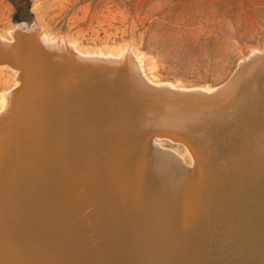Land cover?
Instances as JSON below:
<instances>
[{"label": "rangeland", "instance_id": "rangeland-1", "mask_svg": "<svg viewBox=\"0 0 264 264\" xmlns=\"http://www.w3.org/2000/svg\"><path fill=\"white\" fill-rule=\"evenodd\" d=\"M23 23L28 24V26L33 24L35 26L30 30L25 29L23 31H19V33L21 32L19 35L22 36L23 39L27 36V40L24 41V44L22 43L23 46L20 45L19 48L17 47L15 49V51L11 54V57L17 58V62L19 63H24V85L20 91H14L13 93V105L11 108L15 113L13 112L11 114L10 112L11 115L7 121L0 122V130L5 131L7 127H10V129L12 127H14V129L16 128V131L13 128L11 129V132H9L10 135L8 133L4 135V137L0 135V137L5 141L9 140V142L7 141L8 143L4 142V140H0L2 143H0L1 146H4H0L3 151L13 145L21 146L20 148H22L17 149L18 147H10L12 149V151L9 152L10 158L8 159L10 164L6 166L0 165V190L3 193V199H6V197L9 199V201H4V203H2L6 215H4L5 220L0 222V228L3 229L5 231L4 233L7 235L6 242H8V248L7 250H4L3 253L5 255L2 254L3 256L0 259V264H103L104 262L105 264H114V262H117V264H169V261L170 264H210L212 262L211 259L214 258V252H216V255H218V252L222 249L221 247L223 245H229L231 241L234 243V241H237L239 238L243 237L244 244L248 243L254 245L258 244L259 242H264V148H262L264 147V113L261 112V110L264 108V103L263 101H259L257 96L255 98V95L252 92L253 90L256 91L263 86L262 81L264 79V67H262L263 77L261 74L253 77L249 76V81L246 79L248 82H250L248 84H246L247 82L244 78H246L249 73L247 75L244 74L243 80L240 82L241 92H239L231 101L232 104H229L231 105L230 107L232 110L229 105H226L225 107H222L223 110L219 108L217 112H214L211 115V112H207L202 115L199 114L198 116H195V114L190 112L187 116L188 118H185V121L188 123L184 121L182 126L179 128L181 130L186 129L185 131H187L192 142V144L188 142L186 145H184V142L181 141L178 135L168 134L169 132L167 129L165 130V128H167L166 125H164L165 128L163 127V121L171 120L173 118L171 115L158 114L156 110L152 109L151 107L148 108L147 105L144 104V101H138V98L136 97L130 98L128 96L124 97L121 94H116L120 95V97L117 96V98L115 97V100H111L110 98L114 97L112 92L104 90V93L107 95L106 96L103 95L102 90H99L98 87H96L100 86V83H105L106 85L104 86H108V84H114L112 82H115L114 86H117L118 84L120 86V83L123 84L124 81L120 82V80L117 78L119 77V74H117V77L114 76V74L116 75L115 72L120 71L118 67L119 64H110V61L106 59L108 56L103 54L105 52V54L113 52L119 53V51H122L124 48L125 50L129 49V52L132 53V56L135 55V53L137 54L134 56L137 62H139L138 56H141L140 58L144 63L143 70L148 73V75L152 78V82L154 81V83L171 84L173 86L175 85L179 88H185L187 90L199 88L216 89L218 86L227 82L233 76V74H235L239 68V64L244 62L243 65H245V62H247L251 56L256 58L255 56L264 54V0H0V36L6 40H12V33L14 34L15 31L17 32V26ZM40 28L42 33L44 31L43 35H45L43 37L45 39L41 38L38 34V32H40ZM28 32L33 35H29ZM56 39L60 40V46H57ZM61 40L63 42H61ZM66 40L68 47H66L64 44ZM26 41H29V47H26ZM38 41L40 43H38ZM41 44L43 47H45V51L42 49L43 47L40 48ZM24 46L29 48L31 52L33 51V55L36 57L34 58L38 61L36 60V62H33L32 60L34 59H30L31 56V58H33V55L30 53V51L27 52L29 54L26 52H23V54L21 52L22 50L24 51L26 49ZM77 46L78 48H81V50L79 49L78 51ZM21 47H24L25 49L23 48L20 51ZM49 49L52 52L49 51ZM37 50H40V53L37 54ZM64 50L65 52H63ZM19 53L26 56L24 57ZM43 53L47 57L46 59L44 58L45 56H43ZM253 53L255 54L254 56L252 55ZM80 54L82 56H80ZM21 56L22 59L25 58L24 60H27H23V62ZM90 56L93 58H90ZM78 57L83 59L81 60ZM99 58L101 62L98 60ZM65 59L67 61L70 60L68 64ZM110 59L114 58L110 57ZM74 60L77 61L78 64L77 62L74 63ZM94 60L97 61L95 62ZM27 61H31L30 64L29 62L27 63ZM86 61L88 63L85 64L84 62ZM70 62L74 64L72 65L73 70H71V65L69 68V64H71ZM79 62L82 63L84 68L93 69H85L84 71H81L80 69L82 65H80ZM133 62L134 61L132 60H128L127 62H124V64H126L125 66L128 67L130 71L132 69L133 72H136V76L139 78V73H137L138 70L136 68L135 62ZM98 63H100L101 66ZM129 63H131V67ZM33 64L36 65L34 66ZM76 64L80 66H77ZM104 64L107 66H104ZM53 65L55 66L54 69L48 68ZM3 66L5 67L7 65L4 64L0 66V101L2 100L3 92L11 89L16 83L15 72L12 71L8 66L6 68ZM40 66H42L41 69ZM36 67H39L38 71H36ZM66 67H68V70ZM83 67L82 69H84ZM95 67H101L102 69H97ZM139 67H141L140 62ZM62 68L63 74L61 71ZM64 68L66 71H64ZM77 68L80 70L79 72H81H78V75L76 73V71H78ZM31 69L34 70L32 71ZM69 69L72 72L76 69L77 70L75 73H71ZM54 70L57 72V75ZM87 71L88 74L90 73L89 76L91 80L89 79V76H87L88 74H86ZM46 72L51 77H48ZM39 73H43V75ZM82 73L84 74L85 79H82ZM107 73L111 74V76ZM103 74H106V76ZM143 74L146 73L144 72ZM39 76H41L44 80L41 79V77L39 79ZM44 76L46 77L44 78ZM74 76L77 78L75 79ZM92 77L94 78L92 79ZM252 78L253 80H251ZM33 79H36V81ZM45 79L47 81L50 79L56 80H53V83L48 81L49 84L51 83L50 86L47 81H45ZM57 79L60 81V84H58L59 81H57ZM69 79H72L73 83L70 82ZM147 79L150 80L149 77H147ZM83 84H85V86ZM249 84L250 86H248ZM246 86H248L249 89L251 88L252 91ZM48 87L53 88H51L53 93ZM60 87L63 92L61 91ZM76 88H78L77 90L80 89L79 92L77 91V93L75 92ZM90 88H92V90H90ZM243 88L244 90H242ZM83 89H85V91ZM246 90L248 92H246ZM77 94H79L80 98ZM99 94L101 95L99 96ZM239 94H241V96ZM246 95H248V97ZM83 96L85 97L84 101H82L84 98ZM87 96H89V98L92 96L91 98H93V100L90 101ZM76 97H78V99ZM97 97H101V101L100 98L97 100ZM107 97L110 98L107 100ZM95 98L97 101H94ZM130 99L131 102L129 101ZM237 99L238 102L236 101ZM79 100H81V102ZM109 100L110 102L114 101L115 104L113 102L109 104H114L115 106L112 105L109 107L110 105H107L106 110H104L105 108L102 107L104 103L101 102H109ZM122 100L126 101L124 102L125 104ZM241 100H244L245 102H242ZM20 101H22V103H20ZM78 103L79 105H77ZM92 103L94 104L92 105ZM119 103L123 104L119 105ZM252 103L255 108L253 105H251ZM236 104L237 107H234ZM238 105H241V107ZM250 105L251 107H249ZM14 107L16 108L14 109ZM107 109L113 110L115 113H105ZM77 110L79 111L77 112ZM224 110L226 112H223ZM124 111H127V113ZM42 112L44 114H42ZM121 113L124 116L121 115ZM220 115L222 117L219 118ZM42 117L44 118L42 119ZM214 117L217 118V120ZM58 118L60 120H58ZM64 118L66 119L65 121ZM97 118L99 121L96 120ZM76 119L80 121L78 122L77 120V123L80 125L75 122ZM218 119L220 120L219 123L217 122ZM249 119L253 121L250 122L251 120ZM73 120L74 122H72ZM201 122L204 125L207 124V127L210 126L211 128L209 127V130H211L209 131L207 127L205 128ZM221 122L225 128H223L222 124H220ZM35 123L38 127L35 125ZM70 123L73 125H70ZM192 123H195V125ZM13 124H16V126ZM92 124L94 126H92ZM136 124H140L138 125L139 127ZM184 124L185 126H183ZM17 125H20L22 130L24 128H26L25 130L29 129L30 125L33 129L35 128V132L33 130V134L30 136L31 139L27 136H22V139L19 136V133L22 130L20 129V126ZM196 125L199 127H196ZM220 125L222 127H220ZM230 125L235 128V130ZM91 126L94 127L93 130ZM136 126L138 128H136ZM145 126L149 131L144 128ZM156 128L157 130H155ZM203 128L207 129L209 132ZM218 128L220 130H217ZM19 129L20 131H18ZM136 129L139 131H135ZM196 130H201V132L198 131L199 134L201 133L200 138H202L201 136L205 132L204 134L206 135L203 134V138H205L206 141L209 138V140L212 142L207 141L208 143H205L204 139L202 140L199 138V134ZM231 130L233 134L230 132ZM131 131L133 133H131ZM194 132H196V134ZM219 132H222L221 137ZM38 133L40 135H37ZM237 133L240 135L238 136ZM212 135L213 137L211 138ZM32 136L35 137L33 138ZM197 136L198 138L196 139ZM223 136H233V139L230 142L234 144L222 141V147L218 140L224 138ZM51 138L54 140L53 144L56 146L52 144L53 141ZM193 138L194 140H192ZM23 140L25 141L23 142ZM119 140L121 143L118 145L121 146L116 144L119 143ZM196 140L198 143H196ZM31 141L32 144H30ZM199 141H203L205 144L203 142L200 143ZM96 142L98 145L93 144ZM209 143H212V146H210ZM251 143L253 146H251ZM126 144H128V146H126ZM198 144L200 146H197ZM49 145L53 146L51 147ZM213 145H217L218 147H214ZM27 146L30 149H27ZM201 146H206V149H204L205 147H203V149L200 148ZM224 146L230 147L224 148ZM240 146L242 147L240 148ZM42 147H44L45 150H43ZM198 148L199 150H197ZM114 150L115 152H113ZM148 150H151L150 152H154L155 154L153 153L152 155ZM202 150L204 152L206 151V154L203 153V155ZM225 150L231 154L228 155L229 153L227 154V152H224ZM198 151H201V153ZM220 151L224 153H219ZM234 152L236 154H234ZM114 154L116 157L112 156ZM150 154L154 159L152 156H150ZM14 155L16 157H14ZM148 155L149 158L160 162L161 164H159L162 165V172L160 171L161 176L159 175L160 177H158L157 180L150 178L146 179L142 175L145 171L149 172L150 170H156L155 168L153 169L148 167ZM217 155H219L221 159L227 155L225 157L227 160L224 158L223 161ZM162 161L164 162L163 164ZM136 172H138V174ZM230 172L233 176L235 175V177L231 176ZM237 172H239L238 174H240V176H237ZM249 175H251V177ZM163 176H165V179L162 178ZM139 177L141 178L139 179ZM21 178L23 179L21 180ZM234 178L238 181H236ZM28 181L29 183L27 184ZM149 181H152L153 183H150ZM31 182H34L32 186L30 184ZM119 183L121 184L119 185ZM122 183L124 184L123 187ZM132 183L135 184V187ZM137 183L139 184L137 185ZM154 184H158L156 185L157 188ZM242 184L245 185L242 186ZM34 188H38L39 191ZM30 189H32V194L28 192ZM33 189L35 193H33ZM142 191L144 193H142ZM177 192L180 195L178 197L179 199H176L178 195ZM171 193L172 195H170ZM146 194L147 196H145ZM173 194L176 195V198L173 196ZM259 194L261 195L258 196ZM138 197H141L145 200L142 201L141 198L139 199ZM116 198L118 199V202H116ZM120 201L121 203H119ZM147 204L149 210L147 208ZM253 206L254 208H252ZM161 207H164V209ZM158 209H160L159 211H162V213H160ZM45 210L48 212H45ZM152 210L156 211V213ZM245 211H247V213ZM131 212L132 214H130ZM176 215H179L181 218L177 217ZM129 218L130 220L128 221ZM164 219H166V221ZM172 220L173 222H171ZM244 220H247L248 222H245ZM138 224L140 227H144L143 229L141 228L142 231L139 229L140 227H137L139 226ZM40 225L43 227L41 228ZM145 225L147 227H145ZM255 226L259 227L257 228ZM231 227H233V229ZM137 228L138 231H136ZM146 230L149 231L148 235ZM154 230H156V233ZM144 231L146 232V238H144ZM135 232L136 234H134ZM139 238L141 239L139 240ZM195 238H197L196 241H194ZM258 239H260V241ZM48 240L50 242L52 241L51 243L54 245H52ZM146 240H148V242H146ZM43 243L45 245L47 244V248H49L51 245L52 250H48L46 247H44L45 245H43ZM101 243H103L107 248H105L104 245L103 247L101 246V248ZM149 244L154 246L151 248V245L149 246ZM181 244L183 245L182 247H185L182 248ZM194 245L196 247H194ZM171 246L174 250L176 248V251H172L173 249H171ZM166 247L170 251L163 249ZM99 248L103 249L101 251L104 252L102 253ZM105 250L109 251L106 253ZM114 250L116 252H114ZM6 251L7 253L9 252V255L5 253ZM184 251H186L187 254ZM197 251L198 253H196ZM172 252L174 255L171 254ZM181 252H183L184 255ZM105 253L108 255H105ZM46 254L50 256H46ZM115 254L117 259H114ZM140 254L142 256H139ZM145 254L148 255V257ZM162 254L163 257L161 258ZM101 255L102 257H100ZM170 255L172 257H170ZM164 256H166V259ZM35 257L37 259H35ZM144 257L147 258V261ZM196 257L197 259H195ZM137 259L140 261L143 259L146 262H140ZM97 260H99V262ZM108 260H111L110 263Z\"/></svg>", "mask_w": 264, "mask_h": 264}, {"label": "bare ground", "instance_id": "bare-ground-1", "mask_svg": "<svg viewBox=\"0 0 264 264\" xmlns=\"http://www.w3.org/2000/svg\"><path fill=\"white\" fill-rule=\"evenodd\" d=\"M37 21V20H36ZM35 23V22H34ZM36 24V23H35ZM26 25V24H25ZM24 25V23L23 24H19L17 27V32L15 31L14 32V34L12 33V40H6L5 38H3L2 36H0V66L1 65H7L12 71H14L15 72V74H16V83H15V85L11 88V89H9V90H6V91H4L3 92V94H2V100L0 101V122H6L7 121V119L10 117V115L14 112V110H12V102H13V93H14V91L16 92V91H20V89H22V86L20 87V85L22 84V82L24 83V76H25V73L23 72V69H24V63H19V62H17L18 60H17V58H14V57H11V54L15 51V49L18 47H20V45H22V43L24 44V41L25 40H27L26 39V37L23 39L22 38V36H20L19 34L21 33H19V31L20 30H25V29H28V30H30L31 28H33L35 25L33 24V25H31V26H28V24H27V27ZM40 26V25H39ZM38 27V26H37ZM32 31V30H31ZM36 31V30H35ZM34 31V32H35ZM11 32V31H10ZM13 32V31H12ZM30 32V31H29ZM28 32V33H29ZM27 33V32H26ZM32 33V32H31ZM43 33H44V31H43ZM43 33L41 32V28H40V32H38V34H39V36L41 37V38H44L43 36L45 35H43ZM23 34V33H22ZM36 34V33H35ZM38 34H36V35H38ZM29 35H33V34H30L29 33ZM48 36V35H47ZM24 37V36H23ZM29 37H31V36H29ZM35 38V37H34ZM45 39V38H44ZM54 39V38H53ZM21 40H23V41H21ZM34 41V40H33ZM46 41V40H45ZM32 42V41H31ZM56 42H57V46L59 45V42H60V40H57L56 39ZM61 42H63L62 40H61ZM26 43V47H29L30 45H29V41H26L25 42ZM38 43H40L39 41H38ZM43 43V42H42ZM46 43H47V41H46ZM49 43V42H48ZM34 44V43H33ZM65 46L66 47H68V44H67V40L65 41ZM75 44V43H74ZM44 45V44H43ZM55 45H56V43H55ZM61 45V44H60ZM59 45V46H60ZM23 46V45H22ZM64 46V47H65ZM76 46V45H75ZM74 46V47H75ZM25 47V46H24ZM24 47H21V49H20V51L24 48ZM25 47V48H26ZM43 46H42V44H41V47L40 48H42ZM63 47V48H64ZM127 47H129V46H127ZM127 47H126V49H127ZM24 48V49H25ZM37 48L39 49V47L37 46ZM36 48V49H37ZM45 47H43L42 49H44ZM48 48V47H47ZM55 48V47H54ZM77 48H78V46H77ZM28 49V50H27ZM60 49V48H59ZM68 49V48H67ZM79 49L81 50V48H78L77 50L79 51ZM124 49V48H123ZM122 49V51H119V53H108V54H103V55H106V56H108V58H106L108 61H110V64L111 63H118L119 65H118V67H119V69H120V71H117V72H115L116 73V75L114 74V76H118L117 74H119V77H117L118 78V80H120V82H122V81H124L123 82V86H126L125 88H126V90L128 91V90H130L131 89V91L134 89V88H137V90L139 91V92H137V93H135L134 95L135 96H133V97H136V98H138V101H144V104L145 105H147V107L149 108V107H151L152 109H154V110H156L157 112H158V114H163V115H171L173 118L171 119V120H169V121H163V127H164V125H166V127L167 128H165V130L167 129V131L169 132L168 134H176V135H178V137L181 139V141L182 142H184V145H186V143H191L192 144V142H191V140H190V138H189V136H188V133H187V131H185L186 129H184V130H181V129H179L180 128V126H182V124H183V122L185 121V118H188L187 116H188V114L190 113V112H192L193 114H195V116H198L199 114H204V113H207V112H211L210 113V115L212 114V113H214V112H217L218 111V109L219 108H221L222 109V107H225L226 105H229L230 103L232 104V100L235 98V96L239 93V92H241V90H240V87H241V84H240V82L242 81V79H243V77H244V75L241 77V78H238V74L239 73H237V75H235V78L233 79V82L228 86V88L226 89L227 91H225L224 92V94L223 95H221V97H217L216 99H214V100H212V101H205L204 100V95H201V93H208V94H210V93H212L215 89H212V88H207V89H194V90H187V89H185V88H179V87H177V86H173V85H171V84H159V83H154V81L152 82V78L148 75V73L146 72V71H144L143 69H144V63H143V60L138 56V59H139V62H140V65H141V67H139V62H137V60H136V58H134V56L135 55H137L136 53H135V55H133L132 56V53L131 52H129V49L128 50H123ZM31 50H33V49H31ZM41 50V49H40ZM39 50V51H40ZM46 49H44V51H45ZM30 51V49L29 48H26L24 51L22 50L21 52L23 53V52H29ZM38 51V50H37ZM37 52V54L38 53H40V52ZM43 51V52H44ZM49 51H51L50 49H49ZM49 51H48V53H49ZM57 51V50H56ZM56 51H55V53H56ZM83 51V50H82ZM52 52V51H51ZM63 52H65V50L63 51ZM84 52V51H83ZM97 52H99V51H97ZM135 52V51H134ZM30 53H32V55H33V51L31 52L30 51ZM35 53V52H34ZM45 53V52H44ZM44 53H43V56H45L44 55ZM54 53V54H55ZM74 53V52H73ZM90 53V52H89ZM93 53V52H92ZM259 53V52H258ZM19 54H21V53H19ZM24 54V53H23ZM23 54H21V55H23ZM27 54H29V53H27ZM42 54V53H41ZM46 54V53H45ZM262 54V53H261ZM8 55V56H7ZM40 55V54H39ZM38 55V56H39ZM47 55V54H46ZM58 55V54H57ZM68 55V54H67ZM66 55V56H67ZM88 55H92V54H88ZM139 55V54H138ZM253 56L255 55L254 53L252 54ZM263 55V56H262ZM262 55H258V56H255L256 58H262V57H264V54H262ZM24 57L26 56V55H23ZM28 56V55H27ZM30 56H31V54H30ZM41 56V55H40ZM42 56V57H43ZM75 56V55H74ZM80 56H82L81 54H80ZM99 56V55H98ZM113 57L114 59H110V57ZM29 57V56H28ZM32 57V56H31ZM30 57V59H34V60H32L33 62H36V60H35V56L33 55V58H31ZM35 57V58H34ZM63 57V56H62ZM84 57V56H83ZM45 59L47 58L46 56L44 57ZM78 58H80V57H78ZM85 58V57H84ZM87 58V57H86ZM90 58H93V57H91L90 56ZM98 58V57H97ZM96 58V59H97ZM21 59H22V56H21ZM25 59V58H24ZM24 59H22V61L24 60ZM72 59V58H71ZM81 60L83 59V58H80ZM102 59V58H101ZM252 59H255V58H253L252 56L248 59V60H252ZM19 60H20V57H19ZM27 60V59H26ZM26 60H24V61H26ZM29 60V59H28ZM48 60V59H47ZM66 60V59H65ZM69 60V59H68ZM77 60V59H76ZM99 61H100V58L98 59ZM107 60H104V61H107ZM128 60H132V61H134L135 62V65H136V68H137V70H138V72L137 73H139V78H137V76H136V72H133L132 71V69H131V71L134 73H132L131 71H130V69H128V67H126L125 65L126 64H124V62H127ZM23 61V62H24ZM38 61V60H37ZM61 61H62V59H61ZM70 61V60H69ZM69 61H67L66 60V62H67V64H68V62ZM78 61V60H77ZM77 61H73L74 63L75 62H77ZM95 62L97 61V60H94ZM93 61V62H94ZM98 61V62H99ZM263 61V63H264V60H262ZM29 62V64H30V62L31 61H27V63ZM44 62V61H43ZM54 62V61H53ZM63 62V61H62ZM82 62V61H81ZM81 62H79V64L80 65H82V63ZM91 62V61H90ZM95 62H94V64H95ZM101 62V61H100ZM133 62V63H134ZM243 62V61H242ZM26 63V64H27ZM42 63V62H41ZM71 63V62H70ZM85 64L86 63H88L87 61L86 62H84ZM92 63V62H91ZM103 63V62H102ZM132 63V64H133ZM29 64H27V65H29ZM49 64V63H48ZM77 64H78V62H77ZM76 64V65H77ZM98 64H100V63H98ZM107 64V63H106ZM130 64V67H131V63H129ZM128 64V65H129ZM242 65L244 64V62L243 63H241ZM34 65V64H33ZM36 65V64H35ZM34 65V66H35ZM40 65V64H39ZM55 65V64H54ZM51 66V67H48V68H55V66ZM70 65H71V67H72V65H74V64H69V68H70ZM80 65H77V66H80ZM240 65V64H239ZM7 66H3L4 68H6ZM31 66H32V64H31ZM49 66V65H48ZM57 66V65H56ZM64 66H66V65H64ZM76 66V67H77ZM88 66V65H87ZM93 66V65H92ZM95 66V65H94ZM100 66H101V64H100ZM104 66H107V65H105L104 64ZM103 66V67H104ZM27 67H29V66H27ZM26 67V68H27ZM41 67L42 66H40V69H41ZM82 67H83V65H82ZM82 67H81V71L83 70H85L86 68H84V69H82ZM86 67V66H85ZM99 67V66H98ZM111 67V66H110ZM112 67H114V66H112ZM242 67V66H241ZM264 67V66H263ZM39 68V67H38ZM37 67H36V71H38L39 69H38ZM67 68V70H68V67H66ZM80 68V67H79ZM95 68H97V67H95ZM29 69V68H28ZM33 69V70H34ZM65 69V68H64ZM75 69V68H74ZM78 69V68H77ZM76 69V70H77ZM88 69H90V68H88ZM88 69H86V70H88ZM91 69H93V68H91ZM90 69V70H91ZM97 69H102L101 67L100 68H97ZM107 69H109V68H107ZM107 69H106V71H107ZM241 69H243V68H241ZM240 69V70H241ZM32 70V69H31ZM32 70V71H33ZM56 70H57V67H56ZM63 70V68L61 69V71ZM70 70V69H69ZM71 70H73V67H72V69ZM70 70V71H71ZM75 70V71H76ZM79 69H78V71H76V73H77V75H78V72L80 71ZM89 70V71H90ZM96 70V69H95ZM116 70V69H115ZM261 70H262V72H263V69L261 68ZM41 71V70H40ZM51 71V70H50ZM60 71V70H59ZM64 71H66V69L64 70ZM75 71H73L74 73H75ZM98 71V70H97ZM146 73V74H143L144 72ZM51 72H53V71H51ZM54 72H55V70H54ZM72 71H71V73H73ZM93 72V71H92ZM91 72V73H92ZM105 72V71H104ZM110 72V71H109ZM30 73V72H29ZM28 73V74H29ZM47 73V72H46ZM56 73V75H57V72H55ZM54 73V74H55ZM60 73V72H59ZM79 73H81V72H79ZM84 73H86V72H84ZM96 73V72H95ZM95 73H94V75H95ZM110 73H112V72H110ZM39 74H42L43 75V73H39ZM49 74H51V73H49ZM62 74H63V71H62ZM83 74V73H82ZM86 74H88V71H87V73ZM90 74V73H89ZM89 74L87 75V76H89ZM97 74V73H96ZM108 74V73H107ZM12 75H13V72H12ZM47 75H48V73H47ZM98 75V74H97ZM103 75H105L106 76V74H103ZM108 75H110L111 76V74H108ZM107 75V76H108ZM113 75V74H112ZM147 75V76H146ZM247 75V74H246ZM245 75V76H246ZM262 75V74H261ZM50 75H48V77H49ZM68 76V75H67ZM11 77V76H10ZM14 77H15V75H14ZM40 77L41 76H39V79H40ZM46 76H44V78H45ZM51 77V76H50ZM75 77V76H74ZM103 77V76H102ZM109 77V76H108ZM116 77H115V79H116ZM147 77H149V79L150 80H148L147 79ZM262 77H263V75H262ZM62 78H64V77H62ZM73 78V77H72ZM77 77H75V79H76ZM81 78V77H80ZM94 77H92V79H93ZM111 78V77H110ZM41 79H43L42 77H41ZM66 79V78H65ZM82 79H85L84 78V74H83V78ZM89 79H90V76H89ZM101 79V78H100ZM109 79V78H108ZM107 79V80H108ZM263 79V78H262ZM12 80V79H11ZM23 80V81H22ZM34 81H36V79H33ZM44 80V79H43ZM42 80V81H43ZM52 79H50V80H48L49 82H52L53 83V80H56V79H53L52 81H51ZM68 80V79H67ZM70 80V79H69ZM80 80V79H79ZM91 80V79H90ZM110 80V79H109ZM246 80V79H245ZM248 80V79H247ZM246 80V84H248V83H250V82H248ZM251 80H253V78L251 79ZM255 80V79H254ZM31 81V80H30ZM41 81V82H42ZM45 81H47L46 79H45ZM47 81V83L49 84V82ZM57 81H59L58 79H57ZM76 81V80H75ZM111 81H113V80H111ZM110 81V82H111ZM116 81V80H115ZM32 82V81H31ZM70 82H72V79L70 80ZM100 82H101V80H100ZM103 82V81H102ZM106 82V81H105ZM119 82V83H120ZM263 86L261 87V88H259L258 90H256V91H252V89L250 88L249 90H251L253 93H254V95H255V98H256V96L258 97V100L259 101H263V103H264V79H263ZM61 83H62V81H61ZM67 83V82H66ZM73 83V82H72ZM71 83V84H72ZM86 83V82H85ZM109 83V82H108ZM112 83H114L115 84V82H112ZM254 83V82H253ZM56 84H57V82H56ZM55 84V85H56ZM58 84H60V81H59V83ZM78 84H79V81H78ZM81 84V83H80ZM86 84H88V83H86ZM92 84V83H91ZM101 84V83H100ZM103 84H105V83H103ZM114 84H113V86H114ZM245 84V85H246ZM50 86H51V83L49 84ZM48 85V86H49ZM66 85V84H65ZM65 85H64V87H65ZM84 86H85V84H83ZM89 85V84H88ZM99 85V84H98ZM106 85V84H105ZM117 85V84H116ZM70 86V85H69ZM76 86V85H75ZM77 86H80V85H77ZM87 86V85H86ZM90 86V85H89ZM109 86V85H108ZM244 86V85H243ZM248 86H250V84L248 85ZM248 86H246L247 88H248ZM62 87H63V85H62ZM74 87V86H73ZM94 87V86H93ZM169 90H173V91H179V92H181V93H193V92H196V93H200V95H197V94H192V95H178V96H176V95H172V94H169V91H167L168 89ZM219 87V86H218ZM48 88H50V91H52L51 90V88L52 87H48ZM69 88V87H68ZM72 88V87H71ZM80 88V87H79ZM85 88H87V87H85ZM204 88V87H203ZM245 88V87H244ZM244 88L242 89V90H244ZM53 89V88H52ZM60 89H61V87H60ZM59 89V90H60ZM78 88H76V93H77V91L79 92V90H77ZM81 89H82V85H81ZM97 89V88H96ZM75 90V89H74ZM84 91H85V89H83ZM82 90V91H83ZM90 90H92V88H90ZM136 90V91H137ZM166 90V91H165ZM49 91V90H48ZM61 91H62V89H61ZM72 91V90H71ZM107 91H109V90H107ZM250 91V92H251ZM46 92V91H45ZM63 92V91H62ZM88 92H89V90H88ZM96 92V91H95ZM101 92V91H100ZM246 92H248L247 90H246ZM249 92V93H250ZM251 92V93H252ZM52 93H53V91H52ZM68 93V92H67ZM73 93V92H72ZM93 93V92H92ZM104 93V92H103ZM51 94V93H50ZM61 94V93H60ZM83 94H84V92H83ZM106 94V93H105ZM113 94V93H112ZM120 94V93H119ZM242 94V93H241ZM241 94H239L240 96H241ZM244 94V93H243ZM47 95H49V94H47ZM72 95H74V94H72ZM76 95V94H75ZM78 96H79V94H77ZM81 95H82V92H81ZM88 95V94H87ZM90 95V94H89ZM109 95V94H108ZM139 95V96H138ZM245 95V94H244ZM51 96H52V94H51ZM110 96V95H109ZM114 96V95H113ZM118 96V95H117ZM247 97H248V95H246ZM245 96V97H246ZM28 97V96H27ZM50 97V96H49ZM84 97V96H83ZM82 97V98H83ZM88 98H89V96H87ZM86 97V98H87ZM92 97V96H91ZM90 97V98H91ZM96 97V96H95ZM104 97V96H103ZM122 97V96H121ZM143 97H145V98H143ZM244 97V96H243ZM29 98V97H28ZM62 98V97H61ZM74 98V97H73ZM77 99H78V97H76ZM79 98H80V96H79ZM89 98V100L91 101V100H93V98H91L90 99ZM98 98V97H97ZM100 98V101H101V97H99ZM99 98L97 99V100H99ZM107 98H110V97H107ZM241 98V97H240ZM84 99H85V97L83 98V100L82 101H84ZM106 99V98H105ZM104 99V100H105ZM125 99V98H124ZM132 99H134V98H132ZM239 99V98H238ZM238 99L236 100L237 102H238ZM243 99H245V98H243ZM21 100V99H20ZM96 100V98L94 99V101ZM96 100V101H97ZM115 100V99H114ZM136 100V99H135ZM80 102H81V100H79ZM99 101V102H100ZM110 101V100H109ZM119 101V100H118ZM123 101V103L124 102H126V101H124V100H122ZM130 102H131V99L129 100ZM128 101V102H129ZM242 101V100H241ZM254 101V100H253ZM30 102V101H29ZM86 102V101H85ZM106 102V101H105ZM113 103H114V101H112ZM112 102H110V103H112ZM129 102V103H130ZM148 102V103H147ZM242 102H245L244 100L242 101ZM20 103H22V101H20ZM20 103H18V104H20ZM76 103H77V101H76ZM101 103H103V102H101ZM118 103V102H117ZM123 103H119V105H121V104H123ZM138 103V102H137ZM262 103V104H263ZM67 104V103H66ZM94 103H92V105H93ZM96 104V103H95ZM115 104V103H114ZM114 104H109L108 106L109 107H111V105H113V106H115ZM125 104V103H124ZM131 104V103H130ZM129 104V105H130ZM133 104V103H132ZM240 104H242V103H240ZM77 105H79V103L77 104ZM251 105H253V103L251 104ZM251 105L249 106V107H251ZM76 106V105H75ZM128 106V105H127ZM144 106V105H143ZM231 105H229V107H230ZM238 106H240L241 107V105H238ZM254 106V105H253ZM253 106H252V109H253ZM79 107H81V106H79ZM83 107H84V105H83ZM120 107V106H119ZM125 107H126V105H125ZM125 107H124V109H125ZM228 107V108H229ZM234 107H237V104H236V106H234ZM16 107H14V109H15ZM98 108V107H97ZM132 108V107H131ZM137 108H138V106H137ZM231 108V107H230ZM254 108H255V106H254ZM46 109V108H45ZM87 109V108H86ZM106 109V108H105ZM104 109V110H105ZM113 109H114V107H113ZM118 109V108H117ZM120 109V108H119ZM225 109V108H224ZM240 109V108H239ZM243 109V108H242ZM241 109V110H242ZM71 110V109H70ZM104 110H103V112H104ZM121 110V109H120ZM136 110V109H135ZM223 110V109H222ZM231 110H232V108H231ZM230 110V111H231ZM234 110V109H233ZM257 110V109H256ZM47 111H48V109H47ZM73 111V110H72ZM79 110H77V112H78ZM113 111V110H112ZM117 111V110H116ZM153 111V110H152ZM237 111H239V110H237ZM250 111H252V110H250ZM10 112H11V114H10ZM86 112H88V111H86ZM122 112V111H121ZM125 112V111H124ZM137 112V111H136ZM150 112V111H149ZM153 112H155V111H153ZM156 112V113H157ZM221 112V111H220ZM223 112H226L225 110L223 111ZM243 112V111H242ZM248 112V111H247ZM261 112L262 113H264V108H263V110H261ZM15 113V112H14ZM91 113V112H90ZM94 113H95V111H94ZM97 113V112H96ZM106 113V112H105ZM115 112L113 111V114H114ZM123 113V112H122ZM121 113V115H123ZM125 113H127V111L125 112ZM232 113V112H231ZM230 113V114H231ZM236 113H238V112H236ZM252 113V112H251ZM257 113V112H256ZM34 114V113H33ZM42 114H44L43 112H42ZM55 114V113H54ZM120 114V113H119ZM139 114V113H138ZM221 114V113H220ZM225 114V113H224ZM258 114V113H257ZM81 115V114H80ZM126 115V114H125ZM152 115H154V114H152ZM162 115V116H163ZM209 115V116H210ZM222 115V114H221ZM219 116V118L220 117H222V116ZM254 115H255V113H254ZM259 115V114H258ZM33 116V115H32ZM64 116V115H63ZM95 116V115H94ZM93 116V117H94ZM118 116V115H117ZM124 116V115H123ZM123 116H121V117H123ZM141 116V115H140ZM145 116V115H144ZM160 116V115H159ZM158 116V117H159ZM234 116V115H233ZM241 116V115H240ZM244 116V115H243ZM256 116V115H255ZM48 117V116H47ZM57 117V116H56ZM88 117H90V116H88ZM100 117V116H99ZM126 117V116H125ZM127 117H128V115H127ZM132 117H133V115H132ZM225 117V116H224ZM44 117H42V119H43ZM148 118V117H147ZM156 118V117H155ZM154 118V119H155ZM201 118V117H200ZM215 118V117H214ZM237 118V117H236ZM249 118H250V115H249ZM251 118H253V117H251ZM37 119H38V117H37ZM123 119V118H122ZM203 119V118H202ZM216 120H217V118H215ZM215 119H214V121H215ZM222 119V118H221ZM258 119V118H257ZM25 120V119H24ZM28 120V119H27ZM58 120H60L59 118H58ZM66 119L64 118V121H65ZM68 120V119H67ZM77 120L78 119H76L75 120V122L77 123ZM94 120H95V118H94ZM96 120H98V118L96 119ZM110 120V119H109ZM117 120V119H116ZM115 120V121H116ZM124 120V119H123ZM122 120V121H123ZM126 120V119H125ZM137 120V119H136ZM168 120V119H167ZM207 120H209V119H207ZM213 120V119H212ZM249 120H251V119H249ZM264 120V119H263ZM13 121V120H12ZM33 121H34V119H33ZM35 121H36V119H35ZM44 121V120H43ZM69 121V120H68ZM67 121V122H68ZM91 121H92V119H91ZM99 121V120H98ZM112 121H114V120H112ZM210 121H211V118H210ZM219 119H218V123H219ZM226 121H228V120H226ZM242 121V120H241ZM241 121H240V123H241ZM253 120H251L250 122H252ZM58 122V121H57ZM61 122V121H60ZM72 122H74V120L72 121ZM78 122H80L79 120H78ZM88 122V121H87ZM95 122V121H94ZM120 122H121V120H120ZM132 122V121H131ZM144 122V121H143ZM149 122V121H148ZM151 122V121H150ZM160 122V121H159ZM158 122V123H159ZM186 123H188L187 121H185ZM198 122H200V121H198ZM204 122V121H203ZM207 122H209V121H207ZM223 122V121H222ZM220 123V124H222V126H223V128H225V126L223 125V123ZM259 122V121H258ZM37 123V122H36ZM36 123H35V125H36ZM59 123V122H58ZM69 123V122H68ZM82 123H83V120H82ZM92 123V122H91ZM96 123V122H95ZM95 123H94V125H95ZM142 123V122H141ZM154 123V122H153ZM205 123V122H204ZM54 124V123H53ZM78 125H80L79 123H77ZM161 124V123H160ZM159 124V125H160ZM192 124H194L195 125V123H192ZM197 124V123H196ZM201 124H202V122H201ZM211 124V123H210ZM232 124V123H231ZM14 126H16V124H13ZM34 125V126H35ZM39 125V124H38ZM70 125H73L72 123H70ZM93 124H92V126H94ZM118 125V124H117ZM116 125V126H117ZM124 125V124H123ZM137 125V124H136ZM138 125H140V124H138ZM137 125V126H138ZM142 125V124H141ZM155 125V124H154ZM193 125V126H194ZM202 125H204V124H202ZM207 124H205L204 126H205V128L207 127L206 126ZM209 125V124H208ZM213 125V124H212ZM211 125V126H212ZM250 125H252V124H250ZM256 125V124H255ZM260 125V124H259ZM8 126V125H7ZM17 126H20V125H17ZM23 126H26V125H23ZM37 126V125H36ZM86 126V125H85ZM91 126V127H92ZM96 126V125H95ZM130 126V125H129ZM136 126V128H138ZM144 126V125H143ZM142 126V127H143ZM146 126H147V124H146ZM144 127V128H146L147 129V127ZM183 126H185V124L183 125ZM219 126V125H218ZM221 125H220V127H222ZM231 126V125H230ZM30 128L29 129H27V130H25L26 128H24L23 130L21 129L22 127L20 126V129L22 130L20 133H19V136L22 138V136H27V137H29L30 138V136L33 134L32 133V131L35 129H33L32 127H31V125L29 126ZM38 127V126H37ZM51 127V126H50ZM88 127V126H87ZM114 127H115V125H114ZM150 127H152V126H150ZM196 127H199V126H197L196 125ZM203 127V126H202ZM201 127V128H202ZM210 127V126H209ZM209 127H207L208 128V130H209ZM232 127V126H231ZM248 127V126H247ZM246 127V128H247ZM255 127H257V126H255ZM3 128H4V126H3ZM2 128V129H3ZM13 129H14V127H12ZM11 128V129H12ZM53 128V127H52ZM85 128V127H84ZM93 128L94 127H92V130H93ZM122 128V127H121ZM128 128H130V127H128ZM161 128V127H160ZM183 128V127H182ZM190 128H191V126H190ZM200 128V129H201ZM205 128H203V129H205ZM211 128V127H210ZM233 128V127H232ZM11 129H10V127H7L6 128V130L5 131H3V130H0V135H2V137H4V135H6L7 133L9 134V132H11ZM20 129L18 130V131H20ZM120 129V128H119ZM123 129V128H122ZM125 129V128H124ZM189 129V128H188ZM198 129V128H197ZM216 129V128H215ZM214 129V130H215ZM234 130H235V128H233ZM15 131H16V128L14 129ZM84 130V129H83ZM88 130V129H87ZM113 130V129H112ZM117 130V129H116ZM145 130V129H144ZM155 130H157V128L155 129ZM164 130V129H163ZM195 130V129H194ZM205 130H207V129H205ZM207 130V131H208ZM211 130V129H210ZM209 130V131H210ZM217 130H220L219 128L217 129ZM229 130V129H228ZM236 130H237V128H236ZM263 130V129H262ZM125 131H126V129H125ZM129 131V130H128ZM134 131V130H133ZM135 131H139V130H135ZM147 131H149L148 129H147ZM197 131V133L199 134V132L198 131H200L201 132V130H196ZM203 131V130H202ZM208 131V132H209ZM248 131V130H247ZM34 132H35V130H34ZM37 132V131H36ZM39 132V131H38ZM83 132V131H82ZM109 132V131H108ZM141 132V131H140ZM146 132V131H145ZM193 132V131H192ZM207 132V133H208ZM212 132H215V131H212ZM231 133H232V130L230 131ZM237 132V131H236ZM239 132V131H238ZM91 133V132H90ZM111 133V132H110ZM118 133H119V131H118ZM121 133H122V131H121ZM128 133V132H127ZM131 133H133L132 131H131ZM130 133V134H131ZM195 134H196V132H194ZM203 133V132H202ZM205 133V132H204ZM203 133V134H204ZM220 133V137H221V133L222 132H219ZM230 133V134H231ZM246 133V132H245ZM256 133H257V131H256ZM263 133V132H262ZM16 134H17V132H16ZM86 134V133H85ZM88 134H89V132H88ZM96 134V133H95ZM203 134H202V138H200V135H201V133L199 134V138L200 139H204V141H205V143L207 142V141H211V140H209V138H208V140L206 141L205 140V138H203ZM228 134V133H227ZM229 134V135H230ZM233 134V133H232ZM231 134V135H232ZM238 134V133H237ZM237 134H236V136H237ZM10 135V134H9ZM34 135H35V133H34ZM37 135H40L39 133L37 134ZM101 135V134H100ZM104 135V134H103ZM124 135H125V133H124ZM127 135V134H126ZM135 135H139V134H135ZM204 135H206V134H204ZM209 135V134H208ZM215 135V134H214ZM240 134H238V136H239ZM251 135V134H250ZM249 135V136H250ZM13 136H14V134H13ZM18 136V137H19ZM96 136V135H95ZM116 136H117V134H116ZM123 136V135H122ZM129 136V135H128ZM140 136H141V134H140ZM144 136H146V135H144ZM218 136V135H217ZM242 136V135H241ZM261 136V135H260ZM33 137V136H32ZM35 137V136H34ZM33 137V138H34ZM91 137V136H90ZM115 137V136H114ZM213 137V135L211 136V138ZM219 137V136H218ZM219 137V138H220ZM224 137V136H223ZM254 137V136H253ZM1 138V137H0ZM9 138H11V137H9ZM53 138V137H52ZM51 138V139H52ZM109 138V137H108ZM122 138V137H121ZM128 138V137H127ZM126 138V139H127ZM198 138V136L196 137V139ZM7 139H8V137H7ZM19 139V138H18ZM23 139V138H22ZM24 139H25V137H24ZM27 139V138H26ZM31 139V138H30ZM38 139V138H37ZM43 139V138H42ZM51 139H49V140H51ZM93 139V138H92ZM98 139V138H97ZM101 139V138H100ZM119 139V138H118ZM129 139H130V137H129ZM199 139V140H200ZM233 139V136H226V137H224V138H222V139H220V140H218L220 143H221V145H222V141H226L227 143H229L231 140ZM239 139V138H238ZM238 139H237V141H238ZM244 139V138H243ZM246 139V138H245ZM251 139V138H250ZM0 140H4V139H0ZM29 140V139H28ZM78 140V139H77ZM94 140V139H93ZM192 140H194V138L192 139ZM9 142V140H4V142ZM18 141H20V140H18ZM22 141V140H21ZM25 140H23V142H24ZM27 141V140H26ZM52 144L54 143V140L52 139ZM58 141V140H57ZM118 141V140H117ZM137 141V140H136ZM197 141V140H196ZM258 141H261V140H258ZM264 141V140H263ZM7 142V143H8ZM48 142V141H47ZM56 142V141H55ZM98 142V141H97ZM97 142L96 143H93L94 145H96L97 144ZM200 142V141H199ZM201 142H203V141H201ZM200 142V143H201ZM212 142V141H211ZM214 142V141H213ZM244 142V141H243ZM1 143V142H0ZM18 143V142H17ZM49 143V142H48ZM121 142H120V140H119V143H116L117 145L118 144H120ZM153 143V142H152ZM196 143H198V141L196 142ZM204 143V142H203ZM202 143V144H203ZM204 143V144H205ZM208 143V142H207ZM215 143V142H214ZM213 143V144H214ZM219 143V144H220ZM226 143V144H227ZM232 142H230V144H231ZM259 143H261V142H259ZM2 144V143H1ZM1 144H0V146H1ZM20 144H22V143H20ZM30 144H32V141H31V143ZM51 144V143H50ZM55 144H57V143H55ZM115 144V145H116ZM210 144V146H212V143H209ZM216 144V143H215ZM232 144H234V143H232ZM248 144V143H247ZM8 145V144H7ZM26 145V144H25ZM28 145V144H27ZM54 145V144H53ZM52 145V146H53ZM98 145V144H97ZM101 145V144H100ZM116 145V146H117ZM155 145V144H154ZM207 145V144H206ZM260 145V144H259ZM264 145V144H263ZM3 146V145H2ZM1 146V147H2ZM49 146H51V145H49ZM51 146V147H52ZM54 146H56V145H54ZM118 146H121V145H118ZM117 146V147H118ZM123 146H125V145H123ZM126 146H128V144H126ZM197 146H200L199 144L197 145ZM214 146V145H213ZM215 146H217V145H215ZM214 146V147H215ZM220 146V145H219ZM239 146V145H238ZM243 146V145H242ZM242 146H240V148L242 147ZM245 146V145H244ZM248 146V145H247ZM251 146H253L252 145V143H251ZM260 146H262V145H260ZM0 147V165L1 166H6V165H8V164H10V162L8 161V159L10 158V155H9V152H11L12 151V149L11 148H13V147H18L17 149H22V148H20L21 146H16V145H13V146H10V147H8V148H6V150L5 151H3V149ZM4 147V146H3ZM44 147H45V145H44ZM44 147H42L43 148V150H45L44 149ZM95 147V146H94ZM98 147H100V146H98ZM151 147V146H150ZM152 147H153V144H152ZM151 147V148H152ZM203 147H205L204 149H206V146H203ZM203 147L201 146L200 148H202L203 149ZM208 147H209V145H208ZM218 147V146H217ZM221 147V146H220ZM222 147H223V145H222ZM225 147H227V146H224V148ZM228 147H230V146H228ZM227 147V148H228ZM233 147V146H232ZM29 147L27 146V149H28ZM122 148V147H121ZM261 148V147H260ZM262 148H264V147H262ZM5 149V148H4ZM30 149V148H29ZM51 149V148H50ZM129 149V148H128ZM128 149H127V151H128ZM219 149V148H218ZM246 149V148H245ZM106 150V149H105ZM113 150V149H112ZM197 150H199V148L197 149ZM239 150H241V149H239ZM23 151V150H22ZM24 151H25V149H24ZM30 151V150H29ZM33 151V150H32ZM47 151V150H46ZM46 151H44V152H46ZM53 151V150H52ZM55 151V150H54ZM122 151V150H121ZM149 151V150H148ZM151 151V150H150ZM149 151V153H151ZM154 151V150H153ZM203 151V150H202ZM218 151V150H217ZM229 151V150H228ZM244 151V150H243ZM35 152V151H34ZM33 152V153H34ZM43 152V153H44ZM102 152V151H101ZM105 152V151H104ZM103 152V153H104ZM113 152H115V150L113 151ZM147 152V151H146ZM191 152V151H190ZM198 152H200L201 153V151H198ZM206 152V151H205ZM204 151L202 152V154L204 153V154H206ZM211 152H212V150H211ZM224 152H227L226 150L224 151ZM224 152H219V153H224ZM236 152V151H235ZM234 152V154H236ZM245 152V151H244ZM249 152V151H248ZM13 153V152H12ZM32 153V152H31ZM42 153V154H43ZM60 153V152H59ZM154 153V152H153ZM153 153H151L152 155H153ZM197 153V152H196ZM195 153V154H196ZM216 153H218V152H216ZM229 153V154H228ZM241 153V152H240ZM20 154V153H19ZM27 154V153H26ZM40 154V153H39ZM38 154V155H39ZM55 154V153H54ZM62 154V153H61ZM68 154V153H67ZM148 154V153H147ZM150 154V156H152ZM155 154V153H154ZM190 154V153H189ZM194 154V155H195ZM203 154V155H204ZM208 154V153H207ZM214 154V153H213ZM227 154L228 155H230L231 153L230 152H227ZM234 154H233V156H234ZM238 154V153H237ZM41 155V154H40ZM49 155H50V153H49ZM60 155V154H59ZM105 155V154H104ZM140 155V154H139ZM144 155H145V153H144ZM193 155V156H194ZM209 155H210V153H209ZM241 155V154H240ZM22 156V155H21ZM52 156V155H51ZM112 156H114V157H116L115 156V154L114 155H112ZM200 156H202V155H200ZM211 156V155H210ZM217 156H219V155H217ZM227 156V155H226ZM225 156V157H226ZM232 156V155H231ZM12 157V156H11ZM14 157H16L15 155H14ZM25 157V156H24ZM28 157V156H27ZM30 157V156H29ZM39 157V156H38ZM46 157V156H45ZM171 157V156H170ZM197 157H199V156H197ZM224 157V158H225ZM236 157V156H235ZM245 157V156H244ZM18 158H19V156H18ZM22 158V157H21ZM42 158H43V156H42ZM106 158V157H105ZM148 159H149V161H148V159H147V165H148V167H150V168H155L156 170H150L149 172H147V171H145L142 175H143V177H145L146 179H158V177H160L161 176V173H160V171L162 170V165H160L161 163L160 162H157V161H155V160H153L154 158H153V156H152V158H149V155H148V157H147ZM156 158V157H155ZM201 158V157H200ZM206 158V157H205ZM211 158V157H210ZM219 158H220V156H219ZM223 158V159H224ZM230 158V157H229ZM238 158H239V156H238ZM33 159V158H32ZM98 159V158H97ZM141 159V158H140ZM207 159V158H206ZM221 159V158H220ZM223 159H221V160H223ZM226 159V158H225ZM233 159H234V157H233ZM235 159H237V158H235ZM19 160V159H18ZM55 160V159H54ZM160 160V159H159ZM227 160V159H226ZM230 160H232V159H230ZM257 160V159H256ZM15 161V160H14ZM64 161V160H63ZM98 161V160H97ZM115 161V160H114ZM211 161H213V160H211ZM224 161V160H223ZM233 161H236V160H233ZM246 161V160H245ZM17 162V161H16ZM19 162V161H18ZM34 162H36V161H34ZM42 162V161H41ZM41 162H39V163H41ZM47 162V161H46ZM65 162V161H64ZM231 162V161H230ZM240 162V161H239ZM244 162V161H243ZM29 163V162H28ZM51 163H53V162H51ZM142 163H143V161H142ZM160 163V164H159ZM164 162L162 161V164H163ZM222 163V162H221ZM228 163V162H227ZM235 163V162H234ZM16 164V163H15ZM237 164V163H236ZM37 165V164H36ZM46 165V164H45ZM118 165V164H117ZM121 165V164H120ZM136 165V164H135ZM142 165V164H141ZM144 165V164H143ZM166 165H168V164H166ZM243 165V164H242ZM262 165V164H261ZM112 166V165H111ZM146 166V165H145ZM179 166V165H178ZM39 167V166H38ZM130 167V166H129ZM233 167V166H232ZM6 168V167H5ZM14 168V167H13ZM12 168V169H13ZM41 168V167H40ZM134 168V167H133ZM144 168V167H143ZM159 168V169H158ZM186 168V167H185ZM256 168H257V166H256ZM260 168V167H259ZM10 169H11V167H10ZM30 169V168H29ZM91 169V168H90ZM148 169V168H147ZM167 169V168H166ZM166 169H164V170H166ZM171 169V168H170ZM229 169V168H228ZM231 169H233V168H231ZM237 169H238V167H237ZM251 169V168H250ZM258 169V168H257ZM110 170H111V168H110ZM132 170V169H131ZM140 170V169H139ZM144 170H146V169H144ZM221 170V169H220ZM239 170H240V168H239ZM238 170V171H239ZM242 170H244V169H242ZM27 171V170H26ZM168 171V170H167ZM229 171V170H228ZM231 171V170H230ZM234 171V170H233ZM257 171H259V170H257ZM39 172V171H38ZM114 172H116V171H114ZM134 172V171H133ZM139 172H141V171H139ZM162 172V171H161ZM220 172V171H219ZM222 172V171H221ZM240 172V171H239ZM239 172H237V174L239 173ZM249 172V171H248ZM252 172V171H251ZM3 173V172H2ZM16 173V172H15ZM33 173V172H32ZM113 173V172H112ZM111 173V174H112ZM128 173H129V170H128ZM137 174H138V172H136ZM135 173V174H136ZM168 173V172H167ZM223 173V172H222ZM234 173V172H233ZM235 173H236V171H235ZM250 173V172H249ZM27 174H28V172H27ZM130 174H133V173H130ZM140 174V173H139ZM163 174H164V172H163ZM230 174H231V172H230ZM263 174V173H262ZM69 175V174H68ZM129 175V174H128ZM160 175V176H159ZM169 175V174H168ZM222 175V174H221ZM225 175V174H224ZM226 175H228V174H226ZM247 175V174H246ZM6 176V175H5ZM29 176H30V174H29ZM32 176V175H31ZM35 176V175H34ZM54 176V175H53ZM62 176V175H61ZM60 176V177H61ZM231 176H233L232 174H231ZM237 176H240V174H238ZM250 177H251V175H249ZM72 177V176H71ZM117 177V176H116ZM125 177H127V176H125ZM142 177V176H141ZM141 177H139V179L141 178ZM143 177H142V179H143ZM165 176H163L162 178H164ZM176 177V176H175ZM225 177V176H224ZM233 177H235V175L233 176ZM242 177H243V175H242ZM242 177H241V179H242ZM245 177V176H244ZM20 178V177H19ZM58 178V177H57ZM63 178V177H62ZM68 178V177H67ZM144 178V179H145ZM178 178V177H177ZM227 178V177H226ZM231 178V177H230ZM248 178V177H247ZM23 178H21V180H22ZM35 179V178H34ZM117 179V178H116ZM126 179V178H125ZM145 179V180H146ZM165 179V178H164ZM235 179V178H234ZM249 179V178H248ZM248 179H247V181H248ZM3 180V179H2ZM37 180V179H36ZM57 180V179H56ZM236 180V179H235ZM240 180V179H239ZM256 180V179H255ZM138 181V180H137ZM142 181H144V180H142ZM153 181V180H152ZM151 181V182H152ZM221 181V180H220ZM236 181H238V180H236ZM250 181V180H249ZM253 181V180H252ZM121 182V181H120ZM128 182V181H127ZM136 182V181H135ZM150 182V181H149ZM150 182V183H151ZM176 182V181H175ZM232 182V181H231ZM1 183V182H0ZM29 183V181L27 182V184ZM34 183V182H33ZM32 182L30 183L31 184V186H32V184H33ZM125 183V182H124ZM153 183V182H152ZM157 183V182H156ZM178 183V182H177ZM241 183H242V181H241ZM259 183H260V181H259ZM258 183V184H259ZM65 184V183H64ZM121 183H119V185H120ZM129 184H130V182H129ZM133 184V183H132ZM139 183H137V185H138ZM141 184V183H140ZM149 184V183H148ZM162 184V183H161ZM187 184V183H186ZM249 184H250V182H249ZM256 184V183H255ZM7 185V184H6ZM63 185V184H62ZM123 183H122V187H123ZM134 185V187H135V184H133ZM151 185V184H150ZM153 185V184H152ZM155 185V184H154ZM156 185H158V184H156ZM155 185V186H156ZM190 185V184H189ZM245 185V184H244ZM243 184H242V186H244ZM251 185H252V183H251ZM37 186V185H36ZM130 186V185H129ZM132 186V185H131ZM141 186V185H140ZM39 187V186H38ZM121 187V188H122ZM133 187V186H132ZM162 187V186H161ZM181 187V186H180ZM184 187V186H183ZM240 187V186H239ZM246 187V186H245ZM252 187V186H251ZM15 188V187H14ZM57 188H58V186H57ZM156 188H157V186H156ZM247 188V187H246ZM260 188V187H259ZM34 189H36V188H34ZM34 189H33V191H34ZM118 189V188H117ZM153 189H155V188H153ZM180 189V188H179ZM251 189V188H250ZM255 189V188H254ZM27 190H29V189H27ZM31 190L32 189H30V191H28V192H30L31 193ZM37 191H39V189L37 188L36 189ZM55 190V189H54ZM130 190V189H129ZM152 190V189H151ZM157 190V189H156ZM159 190V189H158ZM248 190V189H247ZM22 191V190H21ZM37 191H36V193H37ZM61 191V190H60ZM112 191V190H111ZM127 191V190H126ZM125 191V192H126ZM160 191V190H159ZM158 191V192H159ZM244 191V190H243ZM249 191V190H248ZM6 192V191H5ZM28 192H26V193H28ZM108 192H110V191H108ZM206 192V191H205ZM252 192V191H251ZM250 192V193H251ZM22 193V192H21ZM29 193V194H30ZM33 193H35V191L33 192ZM128 193V192H127ZM142 193H144L143 191H142ZM178 193V192H177ZM248 193V192H247ZM19 194V193H18ZM32 194V193H31ZM120 194H122V193H120ZM139 194V193H138ZM155 194V193H154ZM160 194V193H159ZM163 194V193H162ZM174 194H175V192H174ZM173 194V196H175V198H176V195H174ZM244 194V193H243ZM28 195V194H27ZM44 195V194H43ZM60 195V194H59ZM125 195V194H124ZM128 195H129V193H128ZM132 195H133V193H132ZM140 195H141V193H140ZM164 195V194H163ZM170 195H172V193L170 194ZM231 195V194H230ZM261 194H259L258 196H260ZM21 196V195H20ZM37 196V195H36ZM47 196V195H46ZM120 196V195H119ZM138 196V195H137ZM145 196H147V194L145 195ZM153 196V195H152ZM180 195H179V193H178V195H177V198L176 199H179L178 197H179ZM34 197V196H33ZM44 197V196H43ZM48 197H49V195H48ZM48 197H47V199H48ZM125 197V196H124ZM128 197H130V196H128ZM134 197H135V194H134ZM150 197V196H149ZM154 197V196H153ZM152 197V198H153ZM162 197V196H161ZM242 197V196H241ZM23 198V197H22ZM21 198V199H22ZM35 198V197H34ZM121 198V197H120ZM120 198H119V200H120ZM139 198V197H138ZM141 198V197H140ZM139 198V199H140ZM155 198V197H154ZM243 198H244V196H243ZM242 198V199H243ZM11 199V198H10ZM25 199V198H24ZM28 199V198H27ZM117 199V198H116ZM128 199V198H127ZM127 199H126V201H127ZM131 199H133V198H131ZM156 199V198H155ZM159 199V198H158ZM74 200V199H73ZM141 200L143 201V200H145V199H142L141 198ZM148 200V199H147ZM157 200V199H156ZM4 201H9V199L6 197V199H3V193H2V191L0 190V222H2V221H4L5 220V217H4V215H6V212H5V210H4V208H3V204L2 203H4ZM44 201V200H43ZM122 201V200H121ZM121 201L119 202V203H121ZM125 201V202H126ZM151 201V200H150ZM21 202V201H20ZM24 202V201H23ZM34 202V201H33ZM38 202V201H37ZM116 202H118V199H117V201ZM131 202V201H130ZM129 202V203H130ZM44 203V202H43ZM128 203V202H127ZM142 203V202H141ZM163 203V202H162ZM135 204V203H134ZM164 204H166V203H164ZM254 204H255V202H254ZM21 205V204H20ZM41 205H42V201H41ZM70 205V204H69ZM136 205V204H135ZM168 205V204H167ZM166 205V206H167ZM252 205V204H251ZM6 206V205H5ZM38 206V205H37ZM36 206V207H37ZM48 206V205H47ZM51 206V205H50ZM104 206V205H103ZM151 206V205H150ZM152 206H154V205H152ZM255 206V205H254ZM254 206L252 207V208H254ZM19 207V206H18ZM49 207V206H48ZM119 207V206H118ZM138 207V206H137ZM156 207V206H155ZM168 207V206H167ZM173 207L175 208V206L173 205ZM246 207V206H245ZM256 207V206H255ZM26 208H27V206H26ZM50 208V207H49ZM129 208V207H128ZM141 208H143V207H141ZM145 208V207H144ZM147 208H148V210H149V207H148V204H147ZM151 208V207H150ZM153 208V207H152ZM161 208H163L164 209V207H161ZM166 208V207H165ZM171 208V207H170ZM251 208V209H252ZM40 209V208H39ZM45 209V208H44ZM48 209V208H47ZM135 209V208H134ZM155 209H157V208H155ZM163 209H161V210H163ZM256 209V208H255ZM20 210V209H19ZM27 210V209H26ZM140 210V209H139ZM139 210H137V211H139ZM143 210V209H142ZM141 210V211H142ZM160 209H158V211H159ZM22 211H23V209H22ZM47 210H45V212H46ZM108 211V210H107ZM129 211V210H128ZM147 211V210H146ZM145 211V212H146ZM152 211H154V210H152ZM165 211H167V210H165ZM251 211V210H250ZM37 212V211H36ZM35 212V213H36ZM38 212H39V210H38ZM43 212V211H42ZM48 212V211H47ZM109 212V211H108ZM112 212V211H111ZM133 212H134V210H133ZM155 213H156V211H154ZM160 213H162V211H159ZM168 212V211H167ZM246 213H247V211H245ZM244 212V213H245ZM127 213V212H126ZM143 213H144V211H143ZM153 213V212H152ZM160 213H158V214H160ZM164 213V212H163ZM246 213H245V215H246ZM259 213V212H258ZM257 213V214H258ZM125 214V213H124ZM130 214H132V212L130 213ZM136 214V213H135ZM146 214V213H145ZM149 214V213H148ZM165 214V213H164ZM257 214H254V215H257ZM262 214H263V212H262ZM32 215H33V213H32ZM134 215V214H133ZM147 215V214H146ZM153 215H155V214H153ZM161 215H163V214H161ZM244 215V216H245ZM36 216V215H35ZM43 216H45V215H43ZM149 216H150V214H149ZM177 217H179V218H181L179 215H176ZM175 216V217H176ZM47 217V216H46ZM128 217H129V215H128ZM133 217V216H132ZM135 217V216H134ZM166 217V216H165ZM250 217V216H249ZM252 217V216H251ZM256 217V216H255ZM254 217V218H255ZM48 218H49V216H48ZM136 218V217H135ZM144 218V217H143ZM35 219V218H34ZM124 219V218H123ZM133 219V218H132ZM145 219V218H144ZM158 219V218H157ZM161 219V218H160ZM168 219V218H167ZM170 219V218H169ZM244 219V218H243ZM248 219V218H247ZM22 220V219H21ZM45 220V219H44ZM130 220V218L128 219V221ZM136 220V219H135ZM140 220V219H139ZM147 220H148V218H147ZM149 220H151V219H149ZM163 220V219H162ZM165 221H166V219H164ZM171 220V219H170ZM263 220V219H262ZM261 220V221H262ZM142 221H143V219H142ZM245 221V220H244ZM247 221V220H246ZM245 221V222H246ZM258 221V220H257ZM260 221V222H261ZM264 221V220H263ZM262 221V222H263ZM35 222V221H34ZM41 222V221H40ZM47 222H49V221H47ZM138 222V221H137ZM171 222H173V220L171 221ZM226 222V221H225ZM231 222V221H230ZM243 222V221H242ZM248 222V221H247ZM251 222V221H250ZM259 222V223H260ZM43 223H44V221H43ZM52 223V222H51ZM130 223V222H129ZM132 223V222H131ZM12 224V223H11ZM10 224V225H11ZM48 224V223H47ZM135 224V223H134ZM257 224V223H256ZM263 224H264V222H263ZM15 225V224H14ZM125 225H126V223H125ZM131 225V224H130ZM129 225V226H130ZM139 225V224H138ZM152 225V224H151ZM166 225V224H165ZM182 225V224H181ZM225 225V224H224ZM251 225V224H250ZM261 225V224H260ZM259 225V226H260ZM5 226V225H4ZM3 226V227H4ZM30 226V225H29ZM33 226V225H32ZM41 226V225H40ZM44 226H46V225H44ZM135 226H136V224H135ZM153 226V225H152ZM154 226H156V225H154ZM175 226V225H174ZM243 226V225H242ZM248 226V225H247ZM258 226V227H259ZM37 227V226H36ZM43 226H41V228H42ZM127 227V226H126ZM125 227V228H126ZM134 227V226H133ZM138 228L140 227V225L139 226H137ZM145 227H147L146 225H145ZM160 227V226H159ZM188 227V226H187ZM229 227V226H228ZM255 227H257V226H255ZM257 227V228H258ZM32 228V227H31ZM132 228V227H131ZM136 228V227H135ZM138 228H137V230L136 231H138ZM143 229L144 227H140L139 229ZM185 228H186V226H185ZM232 229H233V227H231ZM6 229V228H5ZM34 229V228H33ZM45 229V228H44ZM44 229H42V230H44ZM142 229H141V231H142ZM156 229V228H155ZM170 229V228H169ZM183 229V228H182ZM191 229V228H190ZM199 229V228H198ZM223 229V228H222ZM228 229V228H227ZM12 230V229H11ZM21 230V229H20ZM38 230V229H37ZM132 230V229H131ZM150 230V229H149ZM152 230V229H151ZM34 231V230H33ZM147 231V230H146ZM155 231V233H156V230H154ZM153 231V232H154ZM230 231H231V229H230ZM249 231V230H248ZM256 231H258V230H256ZM5 231L3 230V229H1L0 228V259H1V257L3 256L2 254H4L3 252H4V250H7V248H8V242H6L7 240H6V238H7V235L4 233ZM131 232V231H130ZM129 232V233H130ZM44 233V232H43ZM129 233H128V235H129ZM137 233H139V232H137ZM146 232L144 231V234H145ZM148 233H149V231H147V235H148ZM154 233V234H155ZM159 233V232H158ZM251 233H252V231H251ZM254 233V232H253ZM264 233V232H263ZM134 234H136V232L134 233ZM141 234V233H140ZM153 234V235H154ZM226 234V233H225ZM248 234H249V232H248ZM11 235V234H10ZM32 235V234H31ZM43 235V234H42ZM54 235V234H53ZM127 235V236H128ZM139 235V234H138ZM137 235V236H138ZM142 235V234H141ZM140 235V236H141ZM159 235H161V234H159ZM172 235H173V233H172ZM246 235V234H245ZM136 236V237H137ZM143 236V235H142ZM152 236V235H151ZM131 237V236H130ZM154 237H155V235H154ZM154 237H153V239H154ZM161 237V236H160ZM199 237H201V236H199ZM199 237H197V238H199ZM230 237V236H229ZM254 237V236H253ZM264 237V236H263ZM40 238V237H39ZM52 238V237H51ZM104 238V237H103ZM144 238H146V234H145V237ZM152 238V237H151ZM192 238V237H191ZM197 238H195V240L194 241H196V239ZM214 238V237H213ZM212 238V239H213ZM255 238V237H254ZM259 238V237H258ZM45 239V238H44ZM137 239V238H136ZM141 238H139V240H140ZM194 239V238H193ZM192 239V240H193ZM217 239V238H216ZM222 239V238H221ZM241 239V240H240ZM54 240V239H53ZM138 240V239H137ZM149 240H150V238H149ZM224 240V239H223ZM222 240V241H223ZM253 240V239H252ZM259 241H260V239H258ZM263 240H264V238H263ZM26 241H27V239H26ZM46 241V240H45ZM49 241V240H48ZM128 241H130V240H128ZM132 241V240H131ZM151 241V240H150ZM149 241V242H150ZM155 241V240H154ZM164 241V240H163ZM200 241V240H199ZM221 241V242H222ZM256 241V240H255ZM47 242V241H46ZM50 242V241H49ZM52 242V241H51ZM50 242V243H51ZM141 242V241H140ZM146 242H148V240H146ZM165 242V241H164ZM193 242V241H192ZM207 242V241H206ZM128 243V242H127ZM134 243V242H133ZM258 243V242H257ZM52 244V243H51ZM95 244V243H94ZM129 244V243H128ZM146 244V243H145ZM144 244V245H145ZM153 244V243H152ZM152 244H149V246L151 245V248L154 246H152ZM156 244V243H155ZM192 244V243H191ZM203 244H205V243H203ZM209 244V243H208ZM212 244V243H211ZM215 244V243H214ZM26 245V244H25ZM41 245V244H40ZM43 245H45L44 243H43ZM47 245V244H46ZM46 245L44 246V247H46ZM52 245H54V244H52ZM56 245V244H55ZM103 243H101V245H100V247L102 246L103 247ZM121 245V244H120ZM188 245V244H187ZM23 246V245H22ZM105 246V245H104ZM133 246V245H132ZM146 246V245H145ZM149 246L147 245V247L149 248ZM156 246V245H155ZM159 246V245H158ZM183 245L181 244V247H182ZM206 246H208V245H206ZM216 246V245H215ZM218 246H219V244H218ZM27 247V246H26ZM53 247V246H52ZM74 247V246H73ZM101 247V248H102ZM130 247H131V245H130ZM135 247V246H134ZM141 247V246H140ZM157 247V246H156ZM163 247V246H162ZM172 247V246H171ZM175 247V246H174ZM185 247V246H184ZM184 247H182V248H184ZM194 247H196L195 245H194ZM199 247V246H198ZM211 247V246H210ZM217 247V246H216ZM12 248V247H11ZM10 248V249H11ZM30 248V247H29ZM40 248H41V246H40ZM47 248V247H46ZM101 248H99L100 249V251L101 250H103V249H101ZM105 248H107L106 246H105ZM145 248V247H144ZM169 248V247H168ZM189 248V247H188ZM187 248V249H188ZM205 248V247H204ZM222 249L218 252V255H216V252H214L215 253V255H214V258H212L211 259V261L213 262H211L212 264H264V242L262 243V242H259L258 244H254V245H251V244H248V243H246V244H244V242H243V237H241V238H239L237 241H234V243L231 241L230 242V244L229 245H223L222 247H221ZM24 249V248H23ZM32 249V248H31ZM38 249V248H37ZM42 249V248H41ZM44 249V248H43ZM48 250H52V248H51V245H50V247L49 248H47ZM96 249V248H95ZM129 249H131V248H129ZM143 249V248H142ZM158 249V248H157ZM156 249V250H157ZM163 249H167V247L166 248H163ZM163 249H162V251H163ZM171 249H173V247L171 248ZM195 249V248H194ZM211 249V248H210ZM213 249V248H212ZM218 249H219V247H218ZM217 249V250H218ZM45 250V249H44ZM107 250V249H106ZM105 250V251H106ZM145 250H147V249H145ZM150 250H152V249H150ZM155 250V251H156ZM167 250H169V249H167ZM166 250V251H167ZM202 250V249H201ZM204 250V249H203ZM11 251V250H10ZM39 251V250H38ZM37 251V252H38ZM54 251V250H53ZM53 251H50V252H53ZM82 251H84V250H82ZM109 251V250H108ZM108 251H106V253L108 252ZM143 251V250H142ZM158 251V250H157ZM170 251V250H169ZM168 251V252H169ZM172 251H176V248H175V250L173 249ZM209 251V250H208ZM210 251H212V250H210ZM31 252V251H30ZM93 252V251H92ZM102 252V251H101ZM104 252V251H103ZM102 252V253H103ZM114 252H116L115 250H114ZM118 252V251H117ZM125 252V251H124ZM148 252V251H147ZM160 252V251H159ZM184 252H186V251H184ZM203 252V251H202ZM5 253H7V251L5 252ZM9 253V252H8ZM7 253V255H9ZM33 253V252H32ZM94 253H95V251H94ZM105 253V255H108V254H106ZM130 253V252H129ZM145 253V252H144ZM164 253V252H163ZM182 254H183V252H181ZM195 253V252H194ZM193 253V254H194ZM196 253H198V251L196 252ZM22 254V253H21ZM89 254H91V253H89ZM142 254V253H141ZM139 255V256H142V255ZM147 254V253H146ZM145 254V255H146ZM149 254V253H148ZM155 254V253H154ZM156 254H158V253H156ZM172 255H174L173 254V252L171 253ZM186 254H187V252H186ZM213 254V253H212ZM5 255V254H4ZM25 255H26V253H25ZM24 255V256H25ZM33 255V254H32ZM45 255V254H44ZM48 254H46V256H47ZM80 255V254H79ZM92 255V254H91ZM94 255V254H93ZM113 255V254H112ZM134 255V254H133ZM150 255V254H149ZM184 255V254H183ZM196 255V254H195ZM206 255V254H205ZM48 256H50V255H48ZM52 256H53V254H52ZM104 256V255H103ZM124 256V255H123ZM132 256V255H131ZM137 256V255H136ZM147 257H148V255H146ZM169 256V255H168ZM177 256H179V255H177ZM189 256H191V255H189ZM217 256V257H216ZM21 257V256H20ZM27 257H29V256H27ZM26 257V258H27ZM38 257V256H37ZM100 257H102V255L100 256ZM118 257V256H117ZM150 257V256H149ZM152 257V256H151ZM157 257V256H156ZM163 257V254L161 255V258ZM165 257V259H166V256H164ZM170 257H172L171 255H170ZM176 257V256H175ZM180 257V256H179ZM12 258V257H11ZM25 258V259H26ZM99 258V257H98ZM105 258H106V256H105ZM109 258V257H108ZM145 258V257H144ZM168 258V257H167ZM182 258V257H181ZM180 258V259H181ZM184 258H185V256H184ZM189 258V257H188ZM187 258V259H188ZM205 258V257H204ZM9 259V258H8ZM35 259H37L36 257H35ZM95 259V258H94ZM114 259H117L116 258V254H115V258ZM114 259H112V260H114ZM122 259V258H121ZM147 258H145V260H146ZM149 259V258H148ZM157 259H159V258H157ZM169 259V258H168ZM175 259V258H174ZM176 259H177V257H176ZM179 259V260H180ZM189 259H191V258H189ZM195 259H197V257L195 258ZM200 259V258H199ZM9 260H11V259H9ZM17 260V259H16ZM24 260V259H23ZM106 260V259H105ZM119 260V259H118ZM129 260V259H128ZM135 260V259H134ZM137 260H139V259H137ZM145 260H143V259H141V261H145ZM164 260V259H163ZM178 260V259H177ZM186 260V259H185ZM207 260H209V259H207ZM13 261V260H12ZM54 261V260H53ZM91 261V260H90ZM98 262H99V260H97ZM104 261V260H103ZM109 261V260H108ZM111 261V260H110ZM110 261H109V263H110ZM116 261V260H115ZM140 261V260H139ZM140 261V262H141ZM147 261V260H146ZM145 261V262H146ZM162 261V260H161ZM165 261V260H164ZM17 262V261H16ZM85 262V261H84ZM121 262V261H120ZM139 262V263H140ZM154 262V261H153ZM186 262H188V261H186ZM18 263V262H17ZM31 263V262H30ZM102 263V262H101ZM117 264V262H114V264ZM161 263V262H160ZM165 263V262H164ZM196 263V262H195ZM199 263H201V262H199ZM210 263V264H211ZM3 264V263H2ZM13 264V263H12ZM38 264V263H37ZM55 264V263H54ZM74 264V263H73ZM94 264V263H93ZM103 264H105V262L103 263ZM138 264V263H137ZM141 264H143V263H141ZM169 264H170V261H169ZM185 264V263H184ZM190 264V263H189ZM202 264V263H201ZM205 264V263H204ZM207 264V263H206Z\"/></svg>", "mask_w": 264, "mask_h": 264}, {"label": "water", "instance_id": "water-1", "mask_svg": "<svg viewBox=\"0 0 264 264\" xmlns=\"http://www.w3.org/2000/svg\"><path fill=\"white\" fill-rule=\"evenodd\" d=\"M26 24V23H25ZM24 24V25H25ZM27 27V24L25 25ZM264 60V57L262 58H255V59H252V60H248L247 62H245V65L242 66V64L239 65V68L238 70L235 72V74H233V76L227 81L225 82L224 84L220 85L219 87H217L212 93L208 94V93H201V95H204V100L205 101H212L214 99H216L217 97H221V95L224 94L225 91H227L226 89L228 88V86L233 82V79L235 78V75L238 74V78H241L244 74H248L249 75L244 78V79H250V77H253V76H257L258 74H262L263 72L261 71V68L264 66V63L263 61ZM244 67L242 70H240L242 67ZM243 80V79H242ZM23 81V80H22ZM23 82L22 84L20 85V87L22 86L23 87ZM105 84H100V86H96L98 87L99 90H102L104 92V90H109L110 92H112L114 94V97H111L110 99L113 100L115 99V97L117 98V95L116 94H121L122 96L126 97H133V95L137 92H139L137 90V88H134L132 91L131 89L130 90H126V86H123V84L120 83V86L119 84L117 86H104ZM108 85H113V84H108ZM107 87V88H106ZM167 88V87H166ZM168 89V88H167ZM249 89V88H248ZM137 90V91H136ZM166 91V90H165ZM169 91V94H172V95H192V94H197V95H200V93H196V92H193V93H181L179 91H173V90H167ZM101 94H99L100 96ZM103 95H106L105 93H103ZM107 96V95H106ZM139 96V95H138ZM118 97H120V95H118ZM145 98V97H143ZM108 100V98H107ZM145 101V100H144ZM103 108H106L107 105H109L110 101L108 102H103ZM148 103V102H147ZM112 106V105H111ZM102 108V109H103ZM101 109V110H102ZM106 110V109H105ZM110 113L113 111L110 110V109H107L106 113ZM163 134H167V133H163Z\"/></svg>", "mask_w": 264, "mask_h": 264}]
</instances>
